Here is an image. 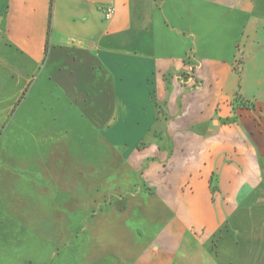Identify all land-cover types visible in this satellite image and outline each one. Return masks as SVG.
Listing matches in <instances>:
<instances>
[{"label":"crops","instance_id":"crops-1","mask_svg":"<svg viewBox=\"0 0 264 264\" xmlns=\"http://www.w3.org/2000/svg\"><path fill=\"white\" fill-rule=\"evenodd\" d=\"M46 97L104 150L34 192L54 239L82 225L64 264H264V0H0L3 141ZM91 168L111 189L80 208Z\"/></svg>","mask_w":264,"mask_h":264},{"label":"rangeland","instance_id":"rangeland-1","mask_svg":"<svg viewBox=\"0 0 264 264\" xmlns=\"http://www.w3.org/2000/svg\"><path fill=\"white\" fill-rule=\"evenodd\" d=\"M54 99L46 97L36 104L39 114L35 126L28 120L30 113H27L25 128L15 129L6 141H3L6 136L0 129V178L10 177L24 180L25 183L24 189H8L7 192L0 184V264H40L39 258L43 264H52L53 261L54 264H64L71 247L77 245L85 234L81 224H75L73 228L61 224L63 229L54 239L56 232L45 227L48 217L40 216L36 209L34 192L39 187L45 189L52 185L51 170L59 172L63 180L74 166L83 169L88 162L97 163L104 151L96 141L94 128L97 122L82 119L77 103L65 104L60 99ZM16 121L15 117L11 118V128L17 127ZM82 126L88 128L90 133H78ZM106 173L107 180L102 185L98 182L96 171L90 169V174H96L90 176L91 198L88 201L83 199L84 202L79 200L80 208H93L102 202V195L111 189L108 168ZM75 176H78L77 172ZM62 183L59 185L64 186L65 180ZM73 185L76 197L77 183ZM96 195L99 197L94 198ZM58 198V203L63 205L59 219L64 222L69 217L66 208H69L71 195L62 192ZM41 199L43 203L51 202L46 196ZM74 202L77 203L76 198ZM39 217L42 218L41 222Z\"/></svg>","mask_w":264,"mask_h":264},{"label":"built area","instance_id":"built-area-1","mask_svg":"<svg viewBox=\"0 0 264 264\" xmlns=\"http://www.w3.org/2000/svg\"><path fill=\"white\" fill-rule=\"evenodd\" d=\"M115 12V8L111 5H107L103 8V15L105 19H110Z\"/></svg>","mask_w":264,"mask_h":264},{"label":"trees","instance_id":"trees-1","mask_svg":"<svg viewBox=\"0 0 264 264\" xmlns=\"http://www.w3.org/2000/svg\"><path fill=\"white\" fill-rule=\"evenodd\" d=\"M238 101V103H239V105L241 106V105H245V106H247V105H249L247 102H246V104H244V101L243 100H237ZM251 105V104H250Z\"/></svg>","mask_w":264,"mask_h":264}]
</instances>
